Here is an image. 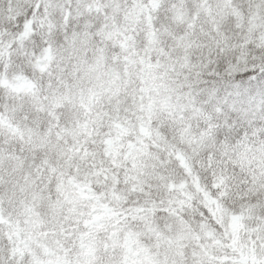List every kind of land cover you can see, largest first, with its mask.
<instances>
[{
  "label": "snow or ice",
  "instance_id": "obj_1",
  "mask_svg": "<svg viewBox=\"0 0 264 264\" xmlns=\"http://www.w3.org/2000/svg\"><path fill=\"white\" fill-rule=\"evenodd\" d=\"M0 264H264V0H0Z\"/></svg>",
  "mask_w": 264,
  "mask_h": 264
}]
</instances>
